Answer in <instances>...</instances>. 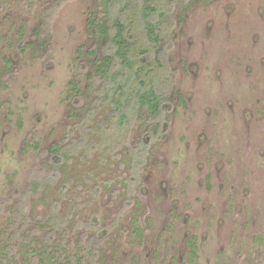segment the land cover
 Listing matches in <instances>:
<instances>
[{
	"label": "rangeland",
	"instance_id": "obj_1",
	"mask_svg": "<svg viewBox=\"0 0 264 264\" xmlns=\"http://www.w3.org/2000/svg\"><path fill=\"white\" fill-rule=\"evenodd\" d=\"M160 1L165 107L119 123L105 0H0V264H264V0Z\"/></svg>",
	"mask_w": 264,
	"mask_h": 264
},
{
	"label": "trees",
	"instance_id": "obj_2",
	"mask_svg": "<svg viewBox=\"0 0 264 264\" xmlns=\"http://www.w3.org/2000/svg\"><path fill=\"white\" fill-rule=\"evenodd\" d=\"M134 1L105 0L103 11L94 12L88 20L93 37L104 48L100 56L90 52L95 56L92 67L96 78L103 81L102 98L112 104L119 123L128 119L127 108H144L159 116L166 101L157 84L160 71L144 56L151 50L156 53L163 32L161 24L169 19L168 9L159 0ZM52 151L59 158V147L54 146ZM190 245L195 252V244ZM7 246L2 251L5 264H54L47 245L31 248L25 239L20 247L24 257L18 260L19 250L11 243Z\"/></svg>",
	"mask_w": 264,
	"mask_h": 264
}]
</instances>
